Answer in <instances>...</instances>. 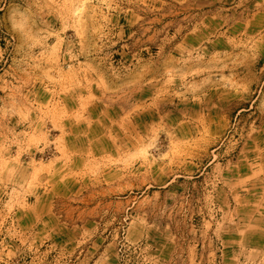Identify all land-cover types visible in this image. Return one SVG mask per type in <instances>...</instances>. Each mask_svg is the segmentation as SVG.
Returning <instances> with one entry per match:
<instances>
[{
    "label": "rangeland",
    "instance_id": "1",
    "mask_svg": "<svg viewBox=\"0 0 264 264\" xmlns=\"http://www.w3.org/2000/svg\"><path fill=\"white\" fill-rule=\"evenodd\" d=\"M0 264H264V0H0Z\"/></svg>",
    "mask_w": 264,
    "mask_h": 264
}]
</instances>
